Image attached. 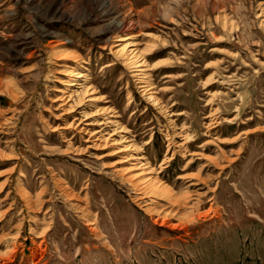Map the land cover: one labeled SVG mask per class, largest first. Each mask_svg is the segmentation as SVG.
Listing matches in <instances>:
<instances>
[{
	"label": "rangeland",
	"instance_id": "1",
	"mask_svg": "<svg viewBox=\"0 0 264 264\" xmlns=\"http://www.w3.org/2000/svg\"><path fill=\"white\" fill-rule=\"evenodd\" d=\"M84 85L170 198L65 128ZM0 86V264H264V0H0Z\"/></svg>",
	"mask_w": 264,
	"mask_h": 264
},
{
	"label": "bare ground",
	"instance_id": "2",
	"mask_svg": "<svg viewBox=\"0 0 264 264\" xmlns=\"http://www.w3.org/2000/svg\"><path fill=\"white\" fill-rule=\"evenodd\" d=\"M114 38L115 42L124 43H121V45L119 46H114L110 50V54L116 60H121L123 62L122 65L128 68L132 73H134V76L136 78L140 75H145L148 70L158 69L166 63V60L160 59L153 62L151 65H148V63L146 64L145 56H148L150 54V51L145 52V54L139 52L137 48V43L130 37H121L120 35H117ZM82 62L83 61H81V63ZM113 65L106 64L105 67L109 68ZM65 71L70 73H65L66 75L70 76L72 74L71 76H74L75 78L72 79V83H64L70 84L69 86L76 87L78 81H80V79L84 77V74H82L81 72H77L76 74H74V72L76 71L75 69L69 70V68H66ZM83 80L84 82H87V79L85 77L83 78ZM146 86L149 87V85ZM146 86L141 85L139 87L140 92L143 96H145L144 98H146V100L150 104H152V106L156 107L160 112L164 114L165 110L163 106L159 103L158 97L154 95L152 88L149 87V89H147L145 88ZM2 87L4 86H0V90L2 89ZM3 91L5 92V90ZM81 92H79L78 95H75L77 94V92L72 90L67 91V95L62 99L61 107L63 108L62 111L64 115H69L70 118L72 117L71 122L66 123L67 125L65 128L67 130L71 129L76 130L79 133H85L88 135L89 139L93 138L95 140L94 142L98 143L97 144L91 142V144H93V148H96L95 150H107L108 148H110L111 152L105 155L107 157H121L122 155H124L122 157L123 162H134L131 168L136 171L135 177L137 179H141L144 182L149 183L150 186L154 189V191L158 193V195L170 198V190L166 185L164 186L162 183L159 182V180L157 179V174L155 173L153 168H151V165H149L147 160L144 159L142 155H140V147L133 143V141L129 138L130 135L128 134L129 132L127 131V128L122 125H119L118 122L114 119L116 117H114V113L111 109L102 108L92 113L82 111L85 108H92V106L96 103L104 102L103 98L98 96L96 90L89 85H84ZM75 108L77 109L75 110ZM80 108L83 109L80 110ZM78 110H80L81 112ZM97 113L104 114L105 117H101V119H91ZM108 113L112 115L108 116ZM77 115H79L80 118H76ZM89 126H95L96 129L94 128L93 130H88ZM107 129L110 130V132H106ZM116 133L120 134L119 139L114 138ZM122 133H124V135H121ZM162 224L166 223L163 221ZM173 228H177V226H173Z\"/></svg>",
	"mask_w": 264,
	"mask_h": 264
}]
</instances>
